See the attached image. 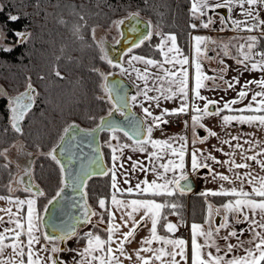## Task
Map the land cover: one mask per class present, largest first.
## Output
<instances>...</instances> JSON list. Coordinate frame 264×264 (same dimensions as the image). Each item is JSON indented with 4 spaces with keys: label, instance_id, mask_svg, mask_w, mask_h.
<instances>
[{
    "label": "snow or ice",
    "instance_id": "obj_1",
    "mask_svg": "<svg viewBox=\"0 0 264 264\" xmlns=\"http://www.w3.org/2000/svg\"><path fill=\"white\" fill-rule=\"evenodd\" d=\"M189 4L191 22L188 28L192 31L210 29L218 23L220 32L231 28L250 34L232 37L227 43H218L204 35H192L191 59L178 43L176 33L154 31L151 21L145 22L147 30L119 60L109 55L106 41H99V58L112 69H118L121 76L134 78L136 92L129 96L121 81L110 80L114 75L112 71L105 73L93 69L101 80L102 95L97 99L107 101L110 107L106 115L99 117L95 128L79 129L75 122L69 123L62 129L59 142L48 152L41 153L58 165L60 173V186L43 208L48 212V205L53 206L47 221L38 210V198L46 197V193L33 181L32 159L27 161L15 181L26 195L15 197L12 193L16 189L11 185L7 188L9 195H0V200H6L10 205L0 208L3 213L0 215V264H124V260L131 262L133 259L126 246L131 245L142 230L148 234L138 241L140 246L134 250L136 264H264V139L255 133L237 131L233 134L229 131L235 124L264 131V18L258 10L264 7V0H189ZM219 9L226 10V14L221 15ZM8 19L17 21L19 17L9 15ZM134 19L139 21V11L130 12L112 24L119 29L126 20ZM133 31L139 29L133 28ZM257 32L260 35L251 34ZM92 33L95 37V29ZM15 35L27 39L29 34L18 31ZM119 35L123 36V33ZM154 37H159L153 46L159 58L134 53V49L151 42ZM237 39L243 42H231ZM114 43L119 44L120 40L115 39ZM209 43L216 44L219 49L215 57L208 56ZM224 57L231 58L237 65L232 69L237 75L230 79H226L230 66ZM217 58L222 67L212 69V75L207 74L203 59ZM190 68L194 73H190ZM54 72L61 77L58 69ZM243 72L261 75L241 83ZM202 90L225 94L231 90L236 95L229 100L223 96L209 98ZM250 93L248 102L236 107ZM38 96L29 82L24 92L9 97L10 127L15 133L23 134L22 121ZM165 102L177 106L162 107ZM198 102H203L202 107ZM137 105L143 118L131 111ZM116 112L124 120L112 119ZM181 115H190L191 140L186 132L188 120L183 122L184 134L154 138V130H159L163 136L164 126L172 122L169 118ZM89 118L96 120V117ZM206 119H215L216 125H206ZM216 126L220 128L219 132L214 130ZM201 130L206 134L201 136ZM97 131L111 134L106 142L111 152L110 166L97 158L90 160L87 167L82 162L77 167L71 143L75 134L83 132L85 136H94ZM121 133L128 143L121 142ZM213 138L217 143L207 148L199 147ZM36 147L39 149L40 146ZM125 150L143 154V159L126 156ZM6 154L7 149L0 152L5 159ZM25 155L31 157L32 154ZM133 174H143L144 178L132 184ZM149 174L155 177L151 181L147 179ZM190 174L204 182H218V187L205 188L198 193L205 201L203 221L193 220L189 225L182 214L183 206L175 198L192 192ZM94 176L110 178L109 195L97 197L99 210L88 202L87 187ZM121 179L126 187H120ZM68 187L79 196L72 205L79 209V214L72 217L70 224H65L55 209L64 207L63 193ZM209 197H219L222 203L215 205ZM168 215L177 216L178 221H170ZM42 225L50 227L51 232L44 230ZM238 225L244 227L238 229ZM182 226L189 227L190 241L176 235ZM69 242L76 246L69 247ZM82 242L83 247H80ZM7 248L13 255L4 259ZM64 253L75 255L66 262L62 258Z\"/></svg>",
    "mask_w": 264,
    "mask_h": 264
},
{
    "label": "trees",
    "instance_id": "obj_2",
    "mask_svg": "<svg viewBox=\"0 0 264 264\" xmlns=\"http://www.w3.org/2000/svg\"><path fill=\"white\" fill-rule=\"evenodd\" d=\"M1 3L0 25L13 45L0 44V82L10 92L19 91L31 82L39 96L22 121L23 134H19L10 127L9 96L0 95V152L17 137H23L33 150L40 146L32 167L34 181L46 193V197L38 198L43 209L60 186V173L58 165L41 153L49 151L68 123L93 125L110 107L107 101L97 99L102 95L101 80L93 69L101 70V64H107L99 58V41L93 37V27L132 8L130 12L148 14L147 21L154 19L164 29L176 31L182 47L189 49L190 4L189 0H1ZM9 15L19 19L10 21ZM18 31L28 33L27 39L17 37ZM21 40L24 42L20 43ZM155 43L154 39L139 49L158 56ZM54 69L60 71L62 78L55 75ZM105 133L101 131V140ZM102 149L108 163L111 152L107 143L103 142ZM5 164L7 168L2 167ZM15 170L12 160L0 156V193L8 192L9 179ZM87 191L92 205L97 197L109 195L110 178L92 177ZM198 193L186 192L175 198L183 206V216L189 211L190 219H203L205 201Z\"/></svg>",
    "mask_w": 264,
    "mask_h": 264
},
{
    "label": "rangeland",
    "instance_id": "obj_3",
    "mask_svg": "<svg viewBox=\"0 0 264 264\" xmlns=\"http://www.w3.org/2000/svg\"><path fill=\"white\" fill-rule=\"evenodd\" d=\"M1 0H0V6H1ZM130 10H132V8H129L127 9V11H125L124 13H122L120 15V13L117 15V16H114L112 18H110L109 20H107L106 22H97V24L93 27V29H95V37L98 41H106V47L108 49V52H109V55L114 59V60H119L121 58L122 55H124L126 52H127V49L129 47H131V45L129 47H123L122 49L119 48V44H116L114 43L115 39H119L121 40L122 36L119 35V33H123V29H122V25L120 26L119 29L115 28L112 24V22L114 20H118V19H121L125 16L128 15V13H130ZM221 15H225L224 13H222L220 10H217ZM137 12V11H136ZM140 16L142 18H144L145 20H147V18H149V15L148 14H145L143 12H140ZM210 14H213V13H210ZM151 18V17H150ZM238 18H242V17H238ZM152 25H153V30L154 31H161V32H174L176 33V31L174 30H166L164 29L163 25L160 23V22H157L155 21L154 19L150 20ZM214 26H216V28H219V24H215L212 26V28H214ZM218 26V27H217ZM212 32L214 31H211V29H207V30H202V29H199L197 31H192L190 30V44H191V36L192 35H204V36H207V37H210L211 40H215V41H220L221 38V35H224L222 33H220V31H218V33L214 34V35H209V34H212ZM250 33L248 34H242V35H236V34H229L228 37L232 38V37H246L247 35H249ZM251 34H255V35H258L259 33H251ZM177 35V34H176ZM178 37V36H177ZM155 39L156 42H158L159 40V37H154L153 40ZM238 41H240L241 43L243 42L242 40H239L237 39ZM237 40H232V41H237ZM223 42L225 40H222ZM178 43L180 44L179 40H178ZM225 43V42H224ZM0 44H3L4 46H7V47H10L13 45V42L10 41V39L7 38V35L5 33V30L4 28L0 25ZM210 45H212V43H209L208 44V48H209V52H208V56L211 55V47ZM180 46L182 47V45L180 44ZM183 48V47H182ZM216 48V44H215V47ZM185 54H189L190 55V52H189V49H190V46H189V49H185ZM233 50V49H232ZM134 53L135 54H140V55H146V56H152L154 58H159V56H156L155 54L153 53H147V52H144L140 49H134ZM190 59H191V55H190ZM209 61L207 62H203L205 65L209 67H212V62H215L213 59H207ZM203 61H206V59H203ZM140 67H142V65H138ZM192 68H190V73H192ZM101 70L105 73L109 72V71H112L113 73H119V70L118 69H112L110 65H104V64H101ZM194 70V69H193ZM207 74L209 75H212L213 73L209 71L207 72ZM125 77H127L131 83H132V89L130 90V96L135 94L136 92V88L133 87V79L134 78H130L129 76L125 75ZM210 83V82H209ZM7 94L8 96L10 95L9 93H14L13 92H10L8 90H6L3 86V84L0 82V95L1 94ZM11 97V96H9ZM9 97H8V103H9ZM177 104L176 103H173V102H165L162 104V107H167L169 109L171 108H174L176 107ZM136 110H138L142 115L143 113L141 112L142 110L139 108V106H134ZM186 119L183 120V122L185 121ZM91 126V125H90ZM182 129L183 131L185 132V128H184V125L182 126ZM187 131V130H186ZM110 133H105V135H103V140H101V143L104 144L109 140L110 138ZM123 135L122 133L120 134V136ZM102 139V138H101ZM121 142L123 143H128L129 141L127 140L126 137L124 136H121ZM7 149V160L8 161H13V163L15 164L16 166V170L13 172L12 176L10 177L9 181V185L14 186L16 185L15 187H17V184H16V179L18 178L17 175L21 174L22 173V170L24 168V166L26 165L27 161L29 159H32L34 160V156H35V153L36 151H38V149H31L30 147L27 146V144L25 143L23 137H17L15 138L11 143H9L8 145H5L3 147V151ZM25 153H31V157H28L27 155H25ZM125 155H132L133 156V159H136V158H140V159H143V154H133L131 153L130 150H125ZM111 160V159H110ZM110 160L108 161L109 163V166H110ZM19 165V167H18ZM130 167V166H129ZM34 178V177H33ZM144 176L143 174H140V175H132V184H135L138 180H141L143 179ZM35 179V178H34ZM39 184V183H38ZM120 187H126V185L123 184V180L121 179L120 180ZM194 191V190H192ZM101 196H105V195H101ZM209 199H213L212 197H209ZM222 202V200H221ZM188 205H189V202H188ZM92 206L94 209H98L97 207V202L93 200L92 202ZM189 211L188 213L184 216V219L185 221L189 222L190 220V217H189ZM94 220L96 219L95 217L93 218ZM189 228V227H188ZM180 231H184V232H188V229L187 230H183V229H179ZM74 242H70V245H72ZM69 246V245H68ZM70 247V246H69Z\"/></svg>",
    "mask_w": 264,
    "mask_h": 264
},
{
    "label": "crops",
    "instance_id": "obj_4",
    "mask_svg": "<svg viewBox=\"0 0 264 264\" xmlns=\"http://www.w3.org/2000/svg\"><path fill=\"white\" fill-rule=\"evenodd\" d=\"M220 10V9H219ZM260 11V16L261 18H264V7H261L258 9ZM218 27V26H217ZM211 31H214L212 32V34H209V35H214L216 33H218V28H216V26H214V28H210ZM202 30H207V29H202ZM224 35H221V40L218 41V43L220 42H223L222 40H225L224 42L227 43L231 40L230 37H228L229 34L233 33V34H236V35H244V34H248L247 32H236V31H233L231 30V28L225 30L224 32H220ZM232 43L234 44H237V43H241L240 41H231ZM211 49H216V51H211V55L210 57H215L216 56V52L219 51V49L217 48H214L215 47V44H212L210 45ZM233 54H235V49L232 50ZM218 59H213L215 62H212V67H209L207 65H205L203 63V68H204V71L207 73L209 71L212 72L211 70L212 69H218L220 67H222V65H220L218 63ZM224 60H225V63L227 65L230 66V70L227 72L226 74V79H230L232 76H235L237 75V72L236 71H233L232 69H235L237 68V65L235 64L234 60H232L231 58H228V57H224ZM209 60L206 59V61H203V62H207ZM192 70V73H194V70ZM261 74L260 73H248V72H243V75L241 76V83H244V81L246 80H249V79H253V78H259ZM252 87L254 90H259L258 88H255V86H250ZM239 90V86L237 87V91ZM202 94L205 95V96H208L209 98H216V99H219L220 96H223L225 100H229V99H232L233 97H235L236 93L233 92V91H228L227 94H225L223 91H217V92H212V91H208V90H202ZM250 96H251V93L249 94V97L246 98L241 105H237L236 107H241L243 106V104H246L248 102V100L250 99ZM200 104V106L202 107L203 105V102H198ZM157 112L159 110H156ZM142 112V111H141ZM172 122L166 126H164V135L162 136L161 135V132L159 130H154V133H153V136L154 138H159V139H165L169 136H172V135H177V134H184V131L182 129V126L184 125L183 123V120L186 119L189 121V127L187 128V135L189 137V140H191V137H192V128H191V120H190V115H181L179 116L178 118L177 117H170L169 118ZM204 123L206 125H216V120L215 119H206L204 121ZM214 130H216L217 132L220 131V128L218 126H216L214 128ZM229 131L233 132V134H236L237 131H240V132H244V133H255V135L258 137V138H261V139H264V131L258 129V128H253V127H250L248 125H239V124H235L234 127L230 128ZM200 134L201 136L205 135L206 133H204L202 130L200 131ZM123 136V135H121ZM128 140V139H127ZM217 143V141L213 138V139H210L208 142H206L204 145H199V147H202V148H207L210 144H215ZM216 155H218L221 159H224V157L222 155H220L219 153H216ZM186 163H187V158H186ZM258 170V169H257ZM218 171H226V169H218ZM194 179H195V187L193 188L194 191H198V192H201L203 191L205 188H209V189H215L218 187V182H212L211 180H208L207 182H204L202 179H197L196 178V175L195 174H192ZM19 176V174L17 175V177ZM155 177L152 175V174H149L147 176V179L149 181H151L152 179H154ZM16 185L12 186V188L16 189V191L14 193H12V195H14L15 197H20V198H23L26 194L22 191V188L21 186L17 185V187H15ZM123 188V187H122ZM0 195H9L8 192L6 193H0ZM210 200V199H209ZM213 204L215 205H219L221 202V200H215V199H211L210 200ZM10 205L8 204V202L6 200H0V208H6V207H9ZM13 210L15 211V208H13ZM38 210L40 211V215L42 216V208L40 207L39 205V202H38ZM26 211V209H25ZM3 213H0V215H2ZM118 218V217H117ZM139 218V216H137V219ZM168 219L172 222H177L178 221V217L175 216V215H168ZM193 220H195L196 222H202L203 219H190L188 224L190 225L191 222H193ZM43 228V225L41 226ZM238 229L240 227H244V225H238L237 226ZM126 230V229H124ZM83 231V229H82ZM148 233L146 230H142L138 233L137 237H136V240L131 244V245H127L126 246V251L131 254L133 256V259L131 262H129L128 260H124L123 257H121L122 260H124V264H136V260H135V255H134V250L137 249L140 245L138 243V241L146 236ZM161 234H163V232L161 231ZM178 236H182L183 238H185L186 240H189L190 241V229L188 228V232H184V231H180L176 234ZM247 237V234L245 235V238ZM234 242V241H233ZM41 243H43V241H41ZM69 246L70 247H75V243H73L72 245H70V242H69ZM80 247H83V242L81 243ZM13 255L12 253V250L10 248H7L4 250V253H3V258L4 259H7L9 257H11ZM42 256H47L46 253H41ZM72 255H75V253H64L62 254V258L68 262L70 261V258ZM189 255H190V251H189Z\"/></svg>",
    "mask_w": 264,
    "mask_h": 264
},
{
    "label": "water",
    "instance_id": "obj_5",
    "mask_svg": "<svg viewBox=\"0 0 264 264\" xmlns=\"http://www.w3.org/2000/svg\"><path fill=\"white\" fill-rule=\"evenodd\" d=\"M220 11L224 14H226V10L220 9ZM144 18L140 16L139 21L137 20H130L125 21V23L122 26L123 29V37L121 40V46H128L131 45L133 42H137L141 33L145 32L147 30L146 22ZM133 28L139 29V31H133ZM110 80H118L121 81V84L123 87L126 88L128 91V95L130 96V90L132 89V83L131 81L125 77L121 76L120 73H114L113 76L109 78ZM4 86V85H3ZM27 85L20 89L19 91H16L14 93H9L11 97L17 96L18 94L25 91ZM33 87L37 90L36 85H33ZM4 88L7 90V88L4 86ZM131 111L136 114L137 117L143 118V115L132 107ZM106 115V113L102 114L101 116ZM112 119L114 120H124V117L121 116L119 112H116L113 114ZM99 120L96 122L98 123ZM72 123V122H70ZM96 123L87 126L83 125L79 122H75L79 126V129H90L95 128ZM69 124V123H68ZM67 124V125H68ZM66 125V126H67ZM65 126V127H66ZM101 131H97L94 136H85L83 132H79V134H75V139L72 140V151L76 154L74 157V164L77 165V167L81 164V162L87 167L89 165V161L92 159H100L104 162L105 166H108L103 149H102V143H101V137H100ZM62 134V132H61ZM58 140L55 142L58 143ZM61 160H63V157H59ZM94 167V166H93ZM191 181L193 183V188L195 187V179L192 174H190ZM34 181V178H33ZM35 184H38L36 181H34ZM39 185V184H38ZM40 186V185H39ZM41 187V186H40ZM79 200V196L76 192L72 190L71 187H68L65 189V192L63 193V200L62 204L64 205L63 208H56L55 213L57 216H62V219L64 220L65 224H70L72 222V217L79 214V209L77 207H73L72 205L76 203ZM89 202V200H88ZM47 203V202H46ZM90 204V202H89ZM48 212H42V216L44 217L45 221L49 219V217L52 215L53 212V206L48 205ZM59 223V221H57ZM44 230H47L51 232V228L47 227L46 225H43Z\"/></svg>",
    "mask_w": 264,
    "mask_h": 264
},
{
    "label": "built area",
    "instance_id": "obj_6",
    "mask_svg": "<svg viewBox=\"0 0 264 264\" xmlns=\"http://www.w3.org/2000/svg\"><path fill=\"white\" fill-rule=\"evenodd\" d=\"M180 229H183V230H187L188 229V227H180Z\"/></svg>",
    "mask_w": 264,
    "mask_h": 264
},
{
    "label": "flooded vegetation",
    "instance_id": "obj_7",
    "mask_svg": "<svg viewBox=\"0 0 264 264\" xmlns=\"http://www.w3.org/2000/svg\"><path fill=\"white\" fill-rule=\"evenodd\" d=\"M122 44V43H121ZM25 179H27V178H25Z\"/></svg>",
    "mask_w": 264,
    "mask_h": 264
}]
</instances>
